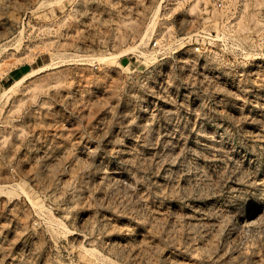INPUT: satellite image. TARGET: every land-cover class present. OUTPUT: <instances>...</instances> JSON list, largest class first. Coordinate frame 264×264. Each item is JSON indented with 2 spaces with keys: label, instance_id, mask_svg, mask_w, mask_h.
Wrapping results in <instances>:
<instances>
[{
  "label": "rangeland",
  "instance_id": "374dc122",
  "mask_svg": "<svg viewBox=\"0 0 264 264\" xmlns=\"http://www.w3.org/2000/svg\"><path fill=\"white\" fill-rule=\"evenodd\" d=\"M0 264H264V0H0Z\"/></svg>",
  "mask_w": 264,
  "mask_h": 264
},
{
  "label": "bare ground",
  "instance_id": "6f19581e",
  "mask_svg": "<svg viewBox=\"0 0 264 264\" xmlns=\"http://www.w3.org/2000/svg\"><path fill=\"white\" fill-rule=\"evenodd\" d=\"M153 26H155V23L152 21V23H150V25H148V29H147V31H146V34H144V39H145V37L147 36V34H148V31L149 30H151V28L153 27ZM153 30V29H152ZM143 39V40H144ZM149 41V40H148ZM145 43V42H144ZM140 45V44H139ZM135 47H137V46H135ZM107 58H109L108 57V55H104V56H102V59L103 60H107ZM64 59V58H63ZM47 66H49V64H45L44 66H41V67H39V68H37V69H34V70H32V71H30V72H28L27 74H25V75H23V77H21L20 79H18L11 87H10V89H8L7 90V92H10V91H12V90H14L15 88H16V86H18L19 84H21L23 81H25L27 78H29L30 76H33L35 73H39V72H41V71H43Z\"/></svg>",
  "mask_w": 264,
  "mask_h": 264
},
{
  "label": "built area",
  "instance_id": "2783aa9c",
  "mask_svg": "<svg viewBox=\"0 0 264 264\" xmlns=\"http://www.w3.org/2000/svg\"><path fill=\"white\" fill-rule=\"evenodd\" d=\"M222 5H223V3L220 2L219 6H222ZM153 44H154V46H157L158 45V41H154ZM195 51H196V53H198L200 55H203L205 53V43L202 44V45H197L195 47Z\"/></svg>",
  "mask_w": 264,
  "mask_h": 264
}]
</instances>
